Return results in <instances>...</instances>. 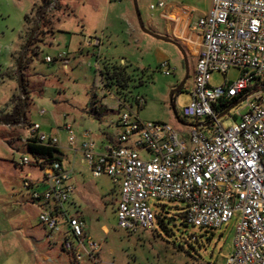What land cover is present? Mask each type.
I'll return each instance as SVG.
<instances>
[{
  "label": "rangeland",
  "instance_id": "1",
  "mask_svg": "<svg viewBox=\"0 0 264 264\" xmlns=\"http://www.w3.org/2000/svg\"><path fill=\"white\" fill-rule=\"evenodd\" d=\"M157 1L206 12L211 0H137L145 28L174 39L187 53L188 77L171 99L170 93L184 79V61L174 46L141 33L132 0H0V264H225L232 250L234 218L217 231H207L184 225V204L150 201L155 230L129 235L116 227L119 189L105 176L94 179L79 163L72 175L74 193L68 209L85 223L89 242L96 248L76 260L63 251L58 235L50 237L40 227L39 208L22 187V177L30 174L31 180L40 179V171L15 167L23 158L34 160L23 142L30 125L59 138L65 169L72 162L67 134L57 133L64 121L73 126L77 140L83 130L91 131L97 143L104 134L116 135L108 124L115 114L103 112V122L90 117L92 107L100 112L96 103L102 101L99 97L94 102L95 95H101L93 89L98 80L95 57L100 58V68L105 62L109 68L124 67L122 71L131 79L126 91L145 99L139 110L133 105L140 120L168 124L187 138L189 122L180 123L177 115L191 101L197 39L187 31L183 18L175 21L173 37L164 35L157 28L163 21L148 10ZM197 16L193 13L190 19L195 21ZM88 38L101 39L97 56L86 49ZM46 57L51 63L45 62ZM162 62L167 63L169 76L157 71ZM238 77L236 70L227 74L231 82ZM223 82L218 73H212L208 81L212 88ZM106 103L113 102L107 99ZM243 105L233 107L220 120L223 129L235 124L230 117ZM41 111L45 114L40 115Z\"/></svg>",
  "mask_w": 264,
  "mask_h": 264
},
{
  "label": "built area",
  "instance_id": "2",
  "mask_svg": "<svg viewBox=\"0 0 264 264\" xmlns=\"http://www.w3.org/2000/svg\"><path fill=\"white\" fill-rule=\"evenodd\" d=\"M148 10L170 22L172 31L174 13L189 19L198 14L187 25L198 40L191 101L177 115L180 123L189 122L191 131L185 139L168 124L140 120L133 105L139 110L145 99L119 94L108 86L100 58L95 57L98 80L93 89L101 94L95 99H102L99 104L96 99V104L116 115L112 124L117 133L112 141L99 145L91 131L83 130L78 142L73 126L64 121L57 133L67 134L72 162L65 169L59 138L35 125L28 127L25 145H39L63 155L61 161L23 158L15 164L17 169L40 171V179L31 180L28 174L21 183L39 208L38 224L50 237L58 235L63 251L76 260L96 248L85 236V223L68 209L74 193L73 170L79 163L94 179L105 176L119 189L115 207L118 230L129 235L155 230L148 203L179 202L184 204L186 226L217 231L235 219L232 250L225 264H264V0H211L206 12L157 1ZM100 45L97 38L85 42L93 56ZM45 62L51 63V59L46 57ZM230 70L239 72L233 82L227 80ZM157 71L170 75L166 62ZM212 73L224 77L222 86L210 87ZM236 98L237 105H244L230 117L235 124L223 129L220 120L228 113L218 119L225 111L221 105ZM190 239L196 241L195 236Z\"/></svg>",
  "mask_w": 264,
  "mask_h": 264
},
{
  "label": "trees",
  "instance_id": "3",
  "mask_svg": "<svg viewBox=\"0 0 264 264\" xmlns=\"http://www.w3.org/2000/svg\"><path fill=\"white\" fill-rule=\"evenodd\" d=\"M102 70H103V74L107 80V85L110 87H114V89L119 93L123 95L129 94L131 95V93L127 92V87H128V83H130L131 79L130 76H127L122 69L124 68L123 66H112L109 68L108 63H102ZM141 84V82L139 83ZM181 90H179L177 93H175L174 95L178 94ZM173 95V96H174ZM238 101V98L233 99L230 102L227 103H222L221 107L222 110L224 111L226 109H228L229 107H231L232 105L236 104ZM91 111L93 113V117L97 118L99 116L98 111L95 108H91ZM95 111V112H94ZM104 112H106V110L104 109ZM101 114V113H100ZM17 115V114H16ZM23 115V112H20L19 116ZM29 153L32 155L33 158H41V159H49L50 161H54L55 158L53 157V149H48V148H44L42 146L39 145H35V144H26ZM183 218V216H182ZM157 219V218H156ZM158 221L160 222V224L162 223L161 220L158 219ZM185 225V224H184ZM186 226V225H185ZM193 237L190 236L189 239ZM188 246H190L189 244H187ZM178 248H181L180 246H178ZM182 249V248H181Z\"/></svg>",
  "mask_w": 264,
  "mask_h": 264
},
{
  "label": "water",
  "instance_id": "4",
  "mask_svg": "<svg viewBox=\"0 0 264 264\" xmlns=\"http://www.w3.org/2000/svg\"><path fill=\"white\" fill-rule=\"evenodd\" d=\"M132 4H133V9H134V14H135V18H136V22H137V26H138V29L141 31V33H143L144 35H147L157 41H161L163 43H167V44H170L172 46H174L178 52L180 53L183 61H184V68H185V76H184V79L182 80V82L177 86V88L175 90H173L171 93H170V99L172 98V96L177 93L179 90L182 89L187 77H188V64H187V57H186V54H185V51L183 50V48L181 47V45L177 42H175L174 39L168 37V36H159V35H156L152 32H150L149 30H147L143 24V21H142V18H141V15H140V11H139V8H138V3H137V0H132ZM45 10H42L41 12H39V16H41L43 14ZM36 30V28H34L28 42H27V45L29 44V41L34 33V31ZM19 64H20V60H19ZM19 66L17 67V69H19ZM21 77L19 76V79ZM237 104H234L232 105L231 107H229L228 109H226L221 115L218 116V119L219 118H222L224 115H226L233 107H235ZM53 157L57 160H63V155L60 153V152H57V151H54L53 152ZM173 222V221H172Z\"/></svg>",
  "mask_w": 264,
  "mask_h": 264
},
{
  "label": "crops",
  "instance_id": "5",
  "mask_svg": "<svg viewBox=\"0 0 264 264\" xmlns=\"http://www.w3.org/2000/svg\"><path fill=\"white\" fill-rule=\"evenodd\" d=\"M202 12H205V11H202ZM173 16H174V18H176L175 20H178V19H180V18H183V19H185L186 21H187V24H189V22L191 21V22H193L191 19H189V18H187V17H185V15L184 14H179V13H174L173 14ZM160 19V18H159ZM162 20V19H161ZM163 21V20H162ZM150 24V26L151 27H156L154 24H152V22H149ZM159 30H161L163 33H164V35H170V36H172V30H171V26H170V22H168L167 24H166V22L165 21H163L162 22V24H161V26L160 27H157ZM188 31V30H187ZM189 33H190V31H188ZM194 36V35H193ZM173 37V36H172ZM195 37V36H194ZM197 44H198V40H197ZM196 50H197V48H196ZM91 53V52H90ZM92 54V53H91ZM123 64V63H122ZM173 97V96H172ZM96 101V99H95V97H94V102ZM95 105V104H94ZM92 108H95L97 111H98V109L94 106V107H92ZM99 111L100 112H98L99 113V116L97 117V118H94L93 116H90V117H92L94 120H97L98 122H103L102 121V115L101 114H103V112H104V109L103 108H101V109H99ZM101 113V114H100ZM104 115V114H103ZM114 115V114H113ZM114 121L115 120H113L112 122L110 121V122H108V124L109 125H111L112 123H114ZM105 122V121H104ZM101 124V123H100ZM104 124H107V122H105ZM113 128H115L114 127V124H112L111 125ZM115 130L117 131V129L115 128ZM104 134V133H103ZM102 134V135H103ZM104 136V138H101V140L102 141H98V143H97V141H96V143L97 144H101L102 142H105L106 140H108V141H112V139H113V137H115V136H110V135H106V134H104L103 135ZM92 138L94 139V141H95V138H94V136L92 135ZM97 140V139H96ZM78 142L79 141H81V138H79V140H77ZM76 165H78L79 166V164H75V166H74V170H73V173L77 170V169H75V167H76ZM77 172V171H76ZM118 198V197H117ZM71 202H72V199H71ZM70 202V204H72ZM116 207V206H115ZM85 233H86V237L88 236L87 235V231L85 230Z\"/></svg>",
  "mask_w": 264,
  "mask_h": 264
},
{
  "label": "flooded vegetation",
  "instance_id": "6",
  "mask_svg": "<svg viewBox=\"0 0 264 264\" xmlns=\"http://www.w3.org/2000/svg\"><path fill=\"white\" fill-rule=\"evenodd\" d=\"M187 55V53H185ZM187 57V56H186Z\"/></svg>",
  "mask_w": 264,
  "mask_h": 264
}]
</instances>
